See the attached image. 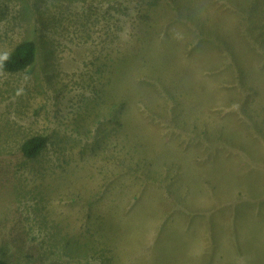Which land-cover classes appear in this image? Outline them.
I'll list each match as a JSON object with an SVG mask.
<instances>
[{"label": "rangeland", "instance_id": "374dc122", "mask_svg": "<svg viewBox=\"0 0 264 264\" xmlns=\"http://www.w3.org/2000/svg\"><path fill=\"white\" fill-rule=\"evenodd\" d=\"M24 40L0 259L264 264V0H0V57Z\"/></svg>", "mask_w": 264, "mask_h": 264}, {"label": "trees", "instance_id": "16d2710c", "mask_svg": "<svg viewBox=\"0 0 264 264\" xmlns=\"http://www.w3.org/2000/svg\"><path fill=\"white\" fill-rule=\"evenodd\" d=\"M37 54L36 44L33 40L21 41L14 49L0 57V68L9 72H17L31 65ZM47 144V137L37 134L24 140L21 150L27 157H36ZM0 264H8L0 259Z\"/></svg>", "mask_w": 264, "mask_h": 264}, {"label": "bare ground", "instance_id": "6f19581e", "mask_svg": "<svg viewBox=\"0 0 264 264\" xmlns=\"http://www.w3.org/2000/svg\"><path fill=\"white\" fill-rule=\"evenodd\" d=\"M262 23V22H261Z\"/></svg>", "mask_w": 264, "mask_h": 264}]
</instances>
